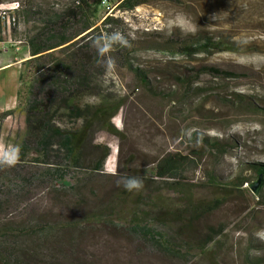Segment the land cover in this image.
<instances>
[{
	"label": "rangeland",
	"instance_id": "obj_1",
	"mask_svg": "<svg viewBox=\"0 0 264 264\" xmlns=\"http://www.w3.org/2000/svg\"><path fill=\"white\" fill-rule=\"evenodd\" d=\"M20 1L22 6L18 7L16 4ZM72 1L0 0V66L10 65L0 69V106L8 107L0 113L3 146L0 154L18 148L25 135L24 112L17 105L25 99L24 86L31 82L34 87L40 85L42 78L35 79V71L40 73L46 65L67 61L74 50L67 44V47L62 46L37 58L31 57L30 40L36 38L46 45L55 44L61 34L70 37L87 24L82 20L64 31L56 28L52 33L49 30V16L65 12L72 7ZM177 2L150 0L131 11L104 7L95 19L90 20L94 23L90 32L92 41L119 31L129 44L114 46L108 56L99 57L91 43L87 52L96 56L92 73L98 89L93 95L84 94L80 104L93 106L101 96L116 101L124 99L125 104L110 120L121 136L103 129L94 133L93 144L109 150L101 171L93 172L85 166L72 171L74 179L68 181L71 187H77V181L86 182L79 191L81 201L77 203L80 208L66 211L61 203L52 201L53 196L39 198V210H48L50 219L66 215L69 218L73 213V219L83 224L81 238L76 242L77 247L70 251L67 264H210L196 251L187 253L184 258L185 251L169 253L144 237L126 231L122 220H127V215L122 219L108 217L105 224L92 218L93 212L106 203L119 176L131 169L139 170L142 178L152 182L143 194L155 195L166 205L178 204L177 197L168 191L166 183L169 181L155 180L153 169L157 161L169 153L193 158L190 155L194 150L191 139L197 134L232 142L233 148L217 162L210 156L194 161L198 167L188 170L186 181L195 189L196 198L210 197L206 189L200 187L207 185L208 174H214L220 182L243 176L249 179L243 186L247 188L260 181L259 191L264 192V175L251 169L255 164L264 167V116L238 112L218 101L232 99L231 94L258 100L264 98V0ZM13 7L15 9L11 11ZM1 16L9 17L8 22L2 21ZM106 17L118 23L103 25ZM87 32L76 40L86 37ZM155 35L159 38H153ZM206 35L223 37L244 46L239 53H209L186 58L171 55L176 49L161 44L168 37L191 41L194 36ZM122 48L129 54L128 60L120 57ZM109 58L115 60L111 70L105 66ZM200 66L220 67L244 74L245 78L220 81L202 75L189 91L184 92L173 84L170 76H159L164 71L192 75ZM133 69L148 72L147 79L155 89V95L136 86ZM195 87L203 89L201 94L193 93ZM71 121L62 120L63 128L71 127ZM80 125L77 121L73 129ZM128 210L129 206L124 209ZM207 226H220L226 230L217 240L213 264H245L246 259L255 257L264 263V201L258 204L245 196L229 198L219 209L199 219L188 238H201ZM156 230L175 236L172 230Z\"/></svg>",
	"mask_w": 264,
	"mask_h": 264
},
{
	"label": "trees",
	"instance_id": "obj_2",
	"mask_svg": "<svg viewBox=\"0 0 264 264\" xmlns=\"http://www.w3.org/2000/svg\"><path fill=\"white\" fill-rule=\"evenodd\" d=\"M149 1L73 0L71 8L61 14L49 16L47 21L49 30L54 33L56 28L64 31L84 20L87 24L80 32H75L70 37L61 34L59 41L51 45L36 38L30 40L31 57L65 45H72L74 50L67 61L59 60L54 65H46L40 73L35 71L33 77L42 78L40 85L34 87L31 82L24 86L25 99L17 102L24 112L25 135L18 147L16 163L12 166L0 165V264L69 263L68 255L72 248L77 247L76 242L81 238L80 228L83 224L73 219V213L71 218L66 215L50 219L48 210H39V198L53 196L52 201L61 203L66 211L80 208L77 203L81 201L79 191L86 182L80 180L76 183L77 187H71L68 181L74 179L72 171L83 166L93 172L101 171L109 150L93 144L94 133L103 129L112 135L121 136L111 126L110 120L125 104L124 99L116 101L103 96L93 106L80 104L84 94L93 95L98 89L92 73L96 56L87 52L92 43L90 32L94 27L90 20L95 19V15L104 7L109 9L115 6L121 11H131ZM164 1L178 3L177 0ZM17 5L22 6V2H17ZM102 23L109 25L118 21L106 17ZM85 32L86 37L76 40ZM153 38L159 37L155 35ZM191 39L188 41L182 37H168L161 44L176 49L172 50L171 55L186 58L209 53H239L244 46L218 36H194ZM252 46L251 44L250 47ZM119 55L123 59H129L125 48L120 50ZM132 74L137 87L156 94L155 89L149 85L148 72L133 69ZM163 75L170 76L173 84L184 92L189 91L202 75L220 81L245 78L244 74L216 66H200L192 75L172 71L159 73V76ZM192 91L198 95L203 89L195 87ZM17 95L20 100L19 91ZM231 95L232 99H218L219 103L238 112L264 116V98L258 100L254 97ZM62 120H66V123L72 120V126L63 128ZM77 121L81 125L73 129ZM191 141L194 150L190 155L193 158L169 153L158 160L153 169L155 180L169 181L166 183L168 191L177 197L178 204L166 205L160 203L155 195L143 194L152 183L147 178H143L144 187L140 191L127 192L116 183L109 192L106 203L93 212L95 222L105 224L108 217L122 219L127 215V220H122L126 231L144 237L169 253L179 254L185 251L184 258L187 253L196 251L199 257L213 264L217 240L226 230L220 226H207L201 238L189 239L188 234L195 223L235 196H245L259 204L264 201V192L261 190L252 195L249 188L243 187L249 182L243 176L220 182L214 174H208L207 185L200 187L206 189L210 197L196 198L195 189L186 181L188 170L198 167L194 161L210 156L217 162L233 148V144L199 134L193 136ZM256 166L258 165H252L251 169L264 175V167ZM127 174L140 176V171L131 169ZM127 206L128 212L124 211ZM156 228L172 230L175 236L162 234ZM245 264L264 263L261 258L255 257L253 260L246 259Z\"/></svg>",
	"mask_w": 264,
	"mask_h": 264
},
{
	"label": "clouds",
	"instance_id": "obj_3",
	"mask_svg": "<svg viewBox=\"0 0 264 264\" xmlns=\"http://www.w3.org/2000/svg\"><path fill=\"white\" fill-rule=\"evenodd\" d=\"M129 41L119 31L106 34L104 36L95 38L92 41V46L95 48L99 57H106L114 46H128ZM115 65L114 59H107L105 62L106 68L111 70ZM19 149L13 147L6 153L0 154V165L12 166L18 159ZM13 157V158H10ZM117 186L122 187L127 192L140 191L144 187V180L139 175L121 174L117 179Z\"/></svg>",
	"mask_w": 264,
	"mask_h": 264
},
{
	"label": "water",
	"instance_id": "obj_4",
	"mask_svg": "<svg viewBox=\"0 0 264 264\" xmlns=\"http://www.w3.org/2000/svg\"><path fill=\"white\" fill-rule=\"evenodd\" d=\"M262 183L260 181H256L250 184L249 186V190L252 194H257L260 187H261Z\"/></svg>",
	"mask_w": 264,
	"mask_h": 264
},
{
	"label": "crops",
	"instance_id": "obj_5",
	"mask_svg": "<svg viewBox=\"0 0 264 264\" xmlns=\"http://www.w3.org/2000/svg\"><path fill=\"white\" fill-rule=\"evenodd\" d=\"M7 66H10V65H2V66H0V69H3V68H5V67H7ZM9 102V101H8ZM4 105H1L0 106V113H3L4 111H7V109H8V107H3ZM0 147H1V150H3V146H2V140H1V137H0Z\"/></svg>",
	"mask_w": 264,
	"mask_h": 264
},
{
	"label": "built area",
	"instance_id": "obj_6",
	"mask_svg": "<svg viewBox=\"0 0 264 264\" xmlns=\"http://www.w3.org/2000/svg\"><path fill=\"white\" fill-rule=\"evenodd\" d=\"M17 5V4H16ZM15 8L13 7V8H11V11H13ZM0 11H2V9H0ZM4 13V11L2 12V14ZM6 20V22H8V19H9V17H6V18H4V16H1V20L3 21V20ZM12 21H13V19H12Z\"/></svg>",
	"mask_w": 264,
	"mask_h": 264
}]
</instances>
